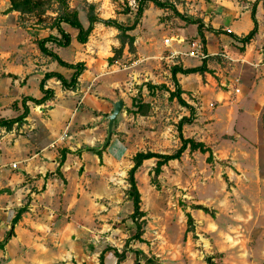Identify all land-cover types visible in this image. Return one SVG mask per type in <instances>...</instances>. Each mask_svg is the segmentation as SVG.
<instances>
[{
    "label": "crops",
    "instance_id": "obj_1",
    "mask_svg": "<svg viewBox=\"0 0 264 264\" xmlns=\"http://www.w3.org/2000/svg\"><path fill=\"white\" fill-rule=\"evenodd\" d=\"M203 1L205 13L200 18L205 27L206 51L213 56L218 54L215 51L218 49L231 65L230 75L224 78V71L207 61L209 69L217 68L213 73L218 76L220 85L225 87L210 90L209 95L212 99L234 97L229 102L226 100L230 105L227 117L221 109L212 115L215 120L199 126V131L188 136L183 130L182 133L209 146L212 159L215 156V160H227L223 173L237 191L241 190L242 196L210 197L215 198V211L203 205L205 199L202 197L189 201L182 210L184 216L185 212H189L193 218V228L185 230L186 240L190 241L195 236V242L200 247H212L210 253L215 256L207 255L206 262L211 256L214 264H264V144L259 135V119L264 107V0H258L255 8L257 33L243 50L229 35L215 34L207 28H221L239 36L246 34L253 27L251 7L255 0ZM9 6V0H0V19L6 20V24L0 27V117L3 118H13L22 112V97L40 98L43 95L39 82L45 72L57 71L66 79L73 72L43 54L36 43L37 39L49 34L59 36L57 30L50 27L51 23L24 24L19 19V13ZM79 18L87 26V18L85 21ZM140 21L138 25L144 27V18ZM182 24L178 23L179 26ZM138 25L129 32L135 37L134 53L143 55L141 47L145 43L153 46L150 54L142 56L145 60L158 59L149 63L150 70L153 69L151 66L157 69L162 66V59L181 63L183 67L201 63L191 62L183 54L180 55L186 58L174 61L177 56L171 58L170 53H160L154 35L148 40L147 36L134 33ZM62 27L71 36L70 44L59 46L50 41L46 46L66 62L85 63L86 68L78 78L77 88L67 89L57 78H48L45 88L52 89L54 96L40 105L28 101L29 113L10 130L0 126V240L8 230H13L5 245L0 247V264H116L113 249L120 252V246L126 240L123 239L131 237L136 226L130 216L131 199L112 197L109 193L110 182L116 178L115 164L128 154L123 171L127 175L132 156L137 151L170 153L180 145L178 135L173 140L175 143L167 147L169 139L161 131L158 141L149 136L141 137L144 142L139 146L140 136L135 139L134 135L139 126L135 122L148 115L121 112L113 127V139L98 155L96 148L106 139L107 115L112 111L113 102L123 97V84L131 74L120 76L116 73L121 69L116 64L119 59L113 63L107 60L113 55V48L120 44L117 29L96 23L87 42L80 43L75 38V28L65 23ZM194 28V34L199 38L196 25ZM93 37L95 43L91 42ZM172 37L179 40L177 43L184 41L181 33ZM2 39L5 46H1ZM164 46L169 47V52L183 53L173 47L172 42ZM100 47L106 49L105 54ZM64 48H73L74 51L71 55L63 54ZM123 52L128 53L127 46ZM176 76L183 90H189L182 85L183 80L194 81L191 90H204L206 97V86L210 87L209 77L212 76L210 72L178 73ZM232 76L238 78V82L234 83ZM235 88L239 89L238 92ZM123 99L124 106L130 107ZM15 101L17 105L13 106ZM195 120L198 122L199 118ZM207 126H217L212 135L208 133ZM4 143H9L10 147L2 155L1 144ZM62 148L79 152L67 153L60 173H56ZM187 152L200 154L206 161L207 153L187 148L179 159L169 160L162 166L159 182L163 181L167 169L177 171L175 163H179ZM155 161V158L145 159L135 178L148 174ZM12 163L17 164L16 168L12 167ZM70 171L73 173L70 174ZM143 198L140 197V206L145 212L141 218L145 220L141 235L143 240L131 239L128 246L145 254L144 246H148V242L153 243L148 235V225L152 224L154 215L141 205ZM223 201H226L224 206L221 205ZM26 202L27 210L12 225L17 210ZM193 205H202V208ZM123 206L127 207L124 214L126 224L121 221ZM102 251L101 263L99 256ZM131 254L120 264H134Z\"/></svg>",
    "mask_w": 264,
    "mask_h": 264
},
{
    "label": "rangeland",
    "instance_id": "obj_2",
    "mask_svg": "<svg viewBox=\"0 0 264 264\" xmlns=\"http://www.w3.org/2000/svg\"><path fill=\"white\" fill-rule=\"evenodd\" d=\"M167 1L173 3L176 6L177 11L181 14L189 17L200 18V16L205 13V10L202 7L204 2L203 0ZM68 2L71 7H75L79 10V17L84 19V21L85 18H87L89 3H93L94 12L97 16L102 17L103 19L115 18L124 24H131L134 20L137 4V0H68ZM53 15H55V12L48 10L44 21L41 22V25L44 23H51V17ZM143 18L144 21L142 22V25L144 27H140L138 25V28L134 31V33L147 36V39L151 35H154L158 51L160 53L162 52L164 55L170 53L168 50L169 47L167 48L164 46L165 37L170 38L175 34L181 33L184 37V41L182 43L172 41V46L178 48V50L182 52L189 49V42L191 39L198 38L194 34L195 25L186 23L170 8H160L153 5V3H149L147 9L143 12L141 20ZM19 19L24 24L25 22L31 24L37 23V18L33 15L27 14L22 17L19 16ZM139 23L141 24V21ZM178 23H183V26H179ZM5 24L6 20L0 19V27H3ZM4 41L5 40L2 39L1 46L6 45ZM8 42L10 41L8 40ZM91 42H96L94 37L91 39ZM150 45L151 44L149 43H145L141 47L143 55L151 53L150 48H153V46ZM105 48L107 47L105 46ZM105 48L100 47V50L102 49L104 52L106 51ZM73 51V48H64L63 54L66 53L71 55ZM102 51L100 52L101 55H103ZM127 51L128 53L125 54L122 52L120 57L117 58V60H119L116 63L118 68H121L116 71V73H119L120 76H126L128 73L131 74L129 79L126 80V83L123 84L124 93H122V96L125 98L130 107L124 106L122 113H135L133 112V108L136 109L141 101L146 102L148 106H143V110L146 111L145 113L148 117L146 116V118H140V121L135 122L136 125L139 126V130H137L134 134L135 139L140 136V140L138 141L139 146H141L144 142V139H142L143 137L149 136L152 140L158 141V137L161 135L160 132L164 131L165 133L163 136L169 139V145L167 147H170L171 143H175L173 141L175 140V137L178 136V130L176 127L178 120L182 116L190 115V111L186 106L181 105L176 98L170 99L168 97L169 92L165 89L155 88L149 93L148 89L143 86V83H164L167 87H171V89L174 90L175 85L171 79V74L170 72H167V70H170V67L174 65V63L171 61L167 62L162 59L164 61L162 66H159L158 69L155 66H151L153 69L150 70L148 67L150 65L149 63L152 60H158L156 57L133 65L132 62L143 55H135L134 52H130L128 50V46ZM215 51H217L218 54L208 56L207 59L215 67H220V69L224 71L223 77L225 78L231 73L230 61L220 55L218 49ZM181 57L186 58L185 56L178 54L174 61L181 59ZM187 59L191 62L201 61L198 58L192 57H188ZM178 64L182 65L181 63ZM226 67L227 70H224ZM217 68L211 69L210 74L212 76H208L210 87L206 86V97L204 96V93L206 94V92H203L204 90H198V92H196L195 89L191 90V85L194 81H182V85H184L186 89L189 88V90L182 89L183 93L181 96L194 108L192 122L190 124H184L182 128L183 132H185L184 135L186 136L192 134L194 131H199V126H203L204 123L214 121L215 118L212 115L221 109L224 110L223 115L227 117L230 105L226 103V100H228V102L231 101L234 95H229V97L225 96L219 99H212L209 95L210 90L225 88L220 85L218 76H215L213 73V71H216ZM231 78H233V76ZM180 79H183L182 76H180ZM234 80L235 78H233V82ZM179 84L181 86V83ZM123 97L121 98L123 99ZM197 118H199L198 122L195 120ZM207 127L208 133L211 135L214 132V128H217V126ZM259 135L261 142L264 144V107L261 111L259 119ZM154 137L156 139H153ZM111 139H113V135L110 140ZM115 140L116 138H114V141ZM8 147H10L9 143L7 145L5 143L1 144L2 155L5 154ZM128 156V154H125L121 161L115 164L116 170L114 175L116 178L111 180L110 188H108L110 189L109 193L112 197H122L124 200H128L126 189H128L129 184L126 179L127 175L123 172L128 162ZM214 157L215 156H213L210 163H207L205 158L200 154L196 153V155H193L189 154V152L185 155L183 154L180 162L175 163L177 171L172 172L171 169H167L163 181L159 182V187H156L151 183L153 175L152 169L148 174L144 173L143 175H138L136 178V184L140 191V197H144L141 205L144 209H147L148 212H151L154 215L153 218H151L153 220L152 224L148 225V235L152 239L151 241L153 243L150 244V242H148V246H144L146 251L144 252L145 254L139 250V254L136 255L128 246V244H131V237L128 236V238H124L123 240L126 239L125 242L127 241V243L125 244L123 242L124 244L120 246V249L121 251H126V257L129 253H132L131 257L133 258V262L134 258L137 257L141 264H207L206 256H215L214 253H210V251H213L212 247H209V245H207L206 248L200 247L198 243L195 242V236L191 237V240L192 238L194 239L193 241L186 240L187 233L185 230L187 231L189 224L187 223V217L182 213V210H185L189 201L201 199V197L202 199H205L202 202L203 205L207 208H213L215 211V198L210 199V197L242 196L241 190L237 191L234 188L235 185H233L232 182H229L226 174L223 173L227 160L224 159L219 161L215 160ZM188 165L190 166L188 167ZM72 173L73 171H70V174ZM224 202L226 201L221 203L222 206L225 205ZM125 208L127 209V207L123 206L120 215L122 217L121 221L126 224L125 220L127 218L124 215ZM125 227L126 225H124V228ZM191 228H193V224L190 229ZM144 257L149 258L145 259ZM212 263H215L214 259Z\"/></svg>",
    "mask_w": 264,
    "mask_h": 264
},
{
    "label": "trees",
    "instance_id": "obj_3",
    "mask_svg": "<svg viewBox=\"0 0 264 264\" xmlns=\"http://www.w3.org/2000/svg\"><path fill=\"white\" fill-rule=\"evenodd\" d=\"M258 0H255L252 3L251 7V19L253 21V27L244 35H237L231 31L223 30L221 28H213V27H206L209 31L215 33V34H220L224 33L229 35L232 39L237 41L239 43L238 48L240 50L244 49V45L249 43L255 34L257 33L258 30V23L255 17V8L257 5ZM149 3H153V5L160 7V8H170L172 9L180 18H182L186 23L190 24H195L197 27V32L202 40V42H205V38L203 35V29L204 23L201 18L198 17H189L186 15L181 14L179 11H177L176 6L167 1V0H137L136 4V10H135V17L134 20L132 21L131 24H124L120 21H118L115 18H109V19H102L99 16H97L94 12V4L89 3L88 5V12H87V21L88 24L87 26H84L82 22L80 21L79 18V10L77 8H73L69 5L68 0H9V4L12 7L13 11H17L19 13V16H24V15H33L37 19V23H41L44 21V18L46 17L47 11L52 10L55 12V15H53L52 22L50 24V27L55 28L59 34V36L49 34L46 37L40 38L36 40V43L40 49V51L47 55L50 56L51 58L55 59L58 61L59 64L62 66H65L67 68H70L73 70L71 76L69 79H66L61 73L57 71H49L45 72L42 79L39 82L40 89L43 93V95L40 98H34L31 96H24L22 97L20 103L22 105V112L13 118H3L0 117V126L4 127L7 130H10L15 124L20 123L24 118L27 116L29 113V107L27 105L28 101H31L35 105H40L48 100H50L54 96V91L50 88H45V81L48 78L55 77L57 78L60 82L61 85L67 89H76L79 81L78 78L80 74L85 70L86 65L83 61H79L76 63H69L64 60H62L55 52H53L51 49H49L46 46L47 42H54L59 46H67L70 44L71 41V36L68 32H66L62 24H68L71 27L75 28L77 30L76 33V40L80 43H86L88 40V37L94 27V24L96 23H103L106 26H112L115 29H117L118 34L117 38L119 40V47L113 48V55L108 57V62L113 63L114 61L117 60V58L120 57V55L123 52V49L125 46H128V50L130 52H135V37L129 32L133 29H135L140 22L143 12L145 9H147ZM208 58V57H207ZM205 58L201 61L199 65L196 66H188V67H183L182 65L179 64H174L170 67V73H171V79L173 81V84L175 85L174 90H170L164 83L161 84H152L151 82H145L143 83V86H145L148 89V92H152L153 89H165L166 91L169 92V98L173 99L176 98L178 102L186 106L188 110L190 111V115L188 116H182L178 122H177V130H178V135L180 139V145L177 147L175 150H173L170 153H160V152H155L151 150H139L137 151L133 156H132V165L127 171V182L129 184L128 189H126L127 196L129 199L132 201V213L130 214L132 220L135 222L136 226V231L135 233L131 236V239H137L142 241L143 239L141 238V235L143 233V225L145 224V220L141 219L144 215L145 212L141 209L140 203V192L136 184V178H135V173L137 169L141 166L142 162L145 159L149 158H155V164L152 168V178H151V183L159 187V174L162 171V166L166 164L169 160L172 159H179L182 153L188 148L190 151H195L199 150L202 153H207L206 156V161L211 162L212 161V151L209 146H207L203 141H196L192 137H185L182 133V128L184 124H190L192 122V115H194V108L187 103L181 96L183 93V90L179 84L177 74H191V73H199V74H204L205 72H210L211 69H209L207 65L208 59ZM146 104V105H145ZM17 103L16 101L13 103V106H16ZM143 106H148L146 102L141 101V103L137 106L136 110L133 112L135 113H140V114H145V110H143ZM109 144V141L106 143L105 147H107ZM89 150H94L93 148H87ZM104 150V149H103ZM103 150H96V153L98 155L102 154ZM71 152H79V150L76 151H71L67 148H62L59 157V165L56 169V173H60V166L63 164L66 154L71 153ZM28 203L26 202L22 207H20L15 216L12 219V225H14L18 219L20 218L21 214L27 210V205ZM195 208H202V205H193ZM185 216L187 217V223L188 228L187 230H190V227L192 226L193 223V218L191 217L189 212H185ZM13 234V230L10 229L7 231L6 236L0 240V247H3L5 243L8 241L10 236ZM127 241L125 242V244ZM126 248V247H125ZM132 252H134L136 255L139 254L138 250L130 249ZM103 252L100 253V262H103ZM114 255L116 256V264H120L125 258H126V251H117V249H113ZM134 264H141L139 262V259L137 257L134 258ZM214 264V263H210Z\"/></svg>",
    "mask_w": 264,
    "mask_h": 264
},
{
    "label": "built area",
    "instance_id": "obj_4",
    "mask_svg": "<svg viewBox=\"0 0 264 264\" xmlns=\"http://www.w3.org/2000/svg\"><path fill=\"white\" fill-rule=\"evenodd\" d=\"M172 41H179V40H177L175 37H170V38L164 39V43L166 45H169ZM178 54H183L187 57L198 58L201 61L209 56L207 51H205L204 43L202 42V40L200 38L191 39L189 42V49L187 51L181 53V52L172 50V51H170L169 56L172 58V57L177 56ZM144 60H145L144 57H140L137 60L133 61L132 64L134 65V64H136L138 62H142ZM236 82H238V78H235L234 83H236ZM238 90H239L238 88H235V92H238ZM211 106H212V104H211ZM16 165H17L16 163H12L13 168H16Z\"/></svg>",
    "mask_w": 264,
    "mask_h": 264
},
{
    "label": "water",
    "instance_id": "obj_5",
    "mask_svg": "<svg viewBox=\"0 0 264 264\" xmlns=\"http://www.w3.org/2000/svg\"><path fill=\"white\" fill-rule=\"evenodd\" d=\"M9 8L12 10V7L9 6ZM124 106V102L122 98L117 99L116 101L113 102V107L111 113L107 115V134H106V139L105 141L96 148V150H103L105 148L106 143L110 140V137L113 132V127L115 122L117 121V118L119 114L122 112ZM212 257L208 256L207 257V263H211Z\"/></svg>",
    "mask_w": 264,
    "mask_h": 264
}]
</instances>
